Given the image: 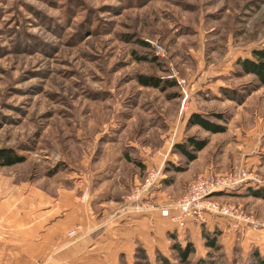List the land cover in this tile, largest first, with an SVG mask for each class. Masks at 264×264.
<instances>
[{"label": "rangeland", "instance_id": "1", "mask_svg": "<svg viewBox=\"0 0 264 264\" xmlns=\"http://www.w3.org/2000/svg\"><path fill=\"white\" fill-rule=\"evenodd\" d=\"M263 48L264 0H0V149L22 158L0 165V201L81 181L84 202L103 188L121 213L129 205L161 213L199 176L245 172L250 179L213 198L235 218L170 227L160 235L165 249L138 242L120 264H139L140 247L149 264H160L159 254L180 264L176 241L194 244L191 264H256L255 252L264 256V84L237 62ZM194 113L223 131L190 125ZM188 137L206 141L188 148L192 161L175 146ZM152 168L164 178L149 198L142 187Z\"/></svg>", "mask_w": 264, "mask_h": 264}, {"label": "crops", "instance_id": "2", "mask_svg": "<svg viewBox=\"0 0 264 264\" xmlns=\"http://www.w3.org/2000/svg\"><path fill=\"white\" fill-rule=\"evenodd\" d=\"M143 160L148 169L152 158L144 156ZM74 183L55 194L32 189L31 197L20 193L2 198L0 264H120L121 257L130 263L138 242L148 251L151 241L153 250L165 249L162 236L170 227H179L160 211L129 205L121 213V201L114 202L103 188L93 191L91 199L84 202L81 181ZM238 193L243 195V190ZM220 221L209 217L207 224ZM76 226L79 235H69ZM196 226L201 225L189 223L191 230L199 228Z\"/></svg>", "mask_w": 264, "mask_h": 264}, {"label": "built area", "instance_id": "3", "mask_svg": "<svg viewBox=\"0 0 264 264\" xmlns=\"http://www.w3.org/2000/svg\"><path fill=\"white\" fill-rule=\"evenodd\" d=\"M244 176H236L234 178H221L213 172L199 176L189 187L186 195L180 203L171 205L170 207L161 209V215L171 217L179 227H186L188 223L206 224L208 218L212 216H223L227 218H235L233 208L229 205H221L214 196L220 193H230L237 189L244 181L250 179L245 172ZM164 176L161 170L152 168L148 172V176L142 187L147 192L149 198L153 197L157 186L161 183ZM136 196L139 197L143 192L135 190ZM148 199V197L146 198ZM175 210V211H173ZM173 212H176L173 214ZM250 222L249 219L242 220ZM75 235V231L70 232Z\"/></svg>", "mask_w": 264, "mask_h": 264}, {"label": "trees", "instance_id": "4", "mask_svg": "<svg viewBox=\"0 0 264 264\" xmlns=\"http://www.w3.org/2000/svg\"><path fill=\"white\" fill-rule=\"evenodd\" d=\"M237 63L245 73L256 75L261 83L264 84V48L255 49L252 52L251 58H240ZM140 82L145 86L162 88V82L154 77L140 76ZM188 123L190 125H201L202 127L212 132L223 131V128L210 123L207 119L204 118L201 113H194ZM205 144L206 141H200L192 137H188L185 142L178 143L175 146L181 153H183L187 157L189 161H192L196 156L195 153L190 151L188 148L191 146L195 151H198L202 149ZM21 161L22 158L18 157L11 149H0V165L11 166L20 163ZM175 169L179 171L183 168L180 166H176ZM259 192L260 191H253L255 195H259ZM206 237L207 246L212 248L219 247L217 244V237L215 235L211 236L210 234H206ZM172 249L177 252L180 264H191L190 257L196 251V248L192 242H187L186 245H183L180 242L176 241L172 245ZM137 256L141 257V260H139V264H149L148 256L144 248H138ZM158 258L160 260V264H174L167 256L163 254H159ZM254 259L256 261V264H264V256H262L259 251L255 252ZM205 262L206 261L201 260L197 264H204Z\"/></svg>", "mask_w": 264, "mask_h": 264}]
</instances>
